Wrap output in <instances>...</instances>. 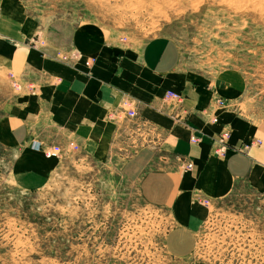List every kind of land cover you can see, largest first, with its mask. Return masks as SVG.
<instances>
[{"label": "crops", "instance_id": "0c3cea01", "mask_svg": "<svg viewBox=\"0 0 264 264\" xmlns=\"http://www.w3.org/2000/svg\"><path fill=\"white\" fill-rule=\"evenodd\" d=\"M34 29L18 2L0 0V68L20 86L0 117V145L18 186L43 188L71 154L104 162L116 148L122 174H141L145 202L169 209L164 245L178 258L195 252L203 224L233 194L247 213L258 199L264 208V115L239 110L233 74L180 72L178 45L165 37L138 46L78 29L56 49L40 46ZM168 90L181 100H165Z\"/></svg>", "mask_w": 264, "mask_h": 264}, {"label": "rangeland", "instance_id": "374dc122", "mask_svg": "<svg viewBox=\"0 0 264 264\" xmlns=\"http://www.w3.org/2000/svg\"><path fill=\"white\" fill-rule=\"evenodd\" d=\"M15 1L40 46L66 48L78 29L138 46L169 38L180 72L207 80L233 74L239 110L264 115V0ZM19 89L0 68V117ZM113 152L104 162L71 154L45 187L29 191L8 175L13 156L0 145V264H264L259 199L247 213L243 196L228 197L203 224L195 252L178 258L164 245L169 209L145 202L141 174H122Z\"/></svg>", "mask_w": 264, "mask_h": 264}, {"label": "built area", "instance_id": "2783aa9c", "mask_svg": "<svg viewBox=\"0 0 264 264\" xmlns=\"http://www.w3.org/2000/svg\"><path fill=\"white\" fill-rule=\"evenodd\" d=\"M164 99L165 100H173V101H180L181 100V95L178 93V92H175V91H172V90H168L167 93L164 95ZM127 115L128 117H135L136 116V111L135 110H132V109H129L127 111ZM230 136V134L228 133V131H223L222 133H220V135L218 136V138L216 139L218 144L221 145L219 146L216 150L218 153H224L225 152V147L222 146L225 144L227 138ZM193 141H196L195 138L192 139ZM259 141L257 140V143ZM34 147L36 149H40L41 148V145L40 143H35ZM45 154L47 156H51V154L48 152V151H45ZM186 166L188 168H191L192 166L190 165V163H187Z\"/></svg>", "mask_w": 264, "mask_h": 264}]
</instances>
